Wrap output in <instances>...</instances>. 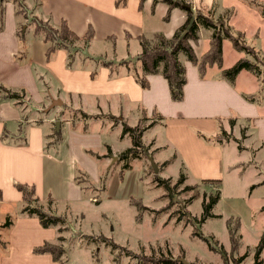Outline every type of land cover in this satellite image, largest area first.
I'll use <instances>...</instances> for the list:
<instances>
[{
  "label": "rangeland",
  "instance_id": "rangeland-1",
  "mask_svg": "<svg viewBox=\"0 0 264 264\" xmlns=\"http://www.w3.org/2000/svg\"><path fill=\"white\" fill-rule=\"evenodd\" d=\"M35 5L28 7L31 17L46 18ZM216 5L219 13L227 9L233 10L231 24L234 29L244 33L248 42L264 55V0H233V4L226 7ZM165 15L164 6L152 12L148 5L141 30L146 38L152 39L154 33L172 35L180 23L175 17L172 22L167 23L164 20ZM122 30L123 28L115 27L102 31L95 27L96 35L101 37L114 34L120 38L116 34ZM131 30L135 34L133 28ZM31 38L32 35H29L28 39ZM193 47L197 57L207 52L210 47L209 33L202 31L200 41L193 44ZM140 52L141 47L135 36L132 39L121 37L117 42L95 36L89 49L78 56L75 68L99 73L104 62H112L114 64L111 70H114L115 74H126L127 69L122 64L123 61H130L134 67H138L140 63L136 58ZM241 57L243 54L235 51L230 42L223 43L225 69L232 67ZM179 61L183 65L186 64L183 53L179 55ZM218 72L217 67L209 68L205 78L219 80ZM197 75L200 78L199 74ZM97 76L99 78V74ZM237 82L236 86L228 85L241 94H254L261 84L264 86V80L261 82L246 71L240 73ZM47 85L49 86V83L45 86ZM88 93L83 95V107L79 106L81 97H75L74 104H71L70 96H67L64 104L60 93L57 97L62 104L57 103L50 110L48 108L52 104L48 99H44L43 104L36 107L30 104L29 96L24 97L21 106L27 114L26 120H55V125H51V133L53 129L57 131V122H63V126L65 121H69L74 124L76 130L82 131L88 125V133L99 134L105 141L103 147L97 150L106 149V145L118 151L132 146L130 136H125L124 139L122 137V123L140 128L150 124V121H143L144 109L142 111L137 107L138 102L100 88L96 92ZM169 101L177 105L183 103L185 98L182 102L174 103L169 95ZM237 103L238 101L232 100L226 103V106L218 105L212 108H194L185 103L173 106L169 110L170 114H163L166 117L165 126L159 125L147 130L143 135V152L137 153L131 160V171H140L143 167V175L146 174L142 180L143 196L140 198L132 195L124 199L114 195L110 199L107 198V189L103 191L101 181L97 185L93 184L94 180L93 183L88 181L83 202L72 203L68 212L69 231L65 234L66 241L62 245L65 253L59 262L164 264V260L172 259L175 264H254L256 247L264 237V138L261 136L264 129V102L262 106L257 105L259 116L254 117H246L250 113L258 112L254 107L241 105L238 110L235 108ZM145 109L148 110L146 107ZM211 113L215 114L210 115ZM147 115L152 116V112H147ZM121 118L124 121H121ZM232 119L237 122L233 129L230 125ZM169 121H184L185 124H182L181 128L173 127L168 130L166 126ZM213 123H216V128L221 125L229 137V143L216 148L219 150L216 156L192 144L193 139L197 140L198 133L212 135ZM240 127L248 128L245 137L240 132ZM60 131L62 132V128ZM216 133H219V130ZM198 139L206 147L215 146L205 143L201 138ZM154 140L157 147L163 146L166 141L171 143L169 149L155 156L156 159H173L176 151L179 155L173 164L171 161L167 165L163 163L165 165L162 169L160 166L163 164H157L151 158L157 165V172L146 150L155 147L152 143ZM117 162L118 159L114 164ZM120 170L117 168L109 171L107 187L110 186L113 174ZM182 172L186 181L181 184L178 181ZM205 177L219 178L222 184L220 199L210 209V216L203 221L204 203L211 202L210 194H214L217 189L215 186L202 184L200 179ZM155 178L164 180L165 184L159 185ZM195 185L197 190H185L186 186ZM130 198L140 200L132 201ZM92 200H100V203H93ZM138 205H141L140 209ZM55 206L60 214L66 212V206ZM81 212L84 213L83 218L80 217ZM8 216L11 217L13 225L0 228V264L1 260L8 259L10 255L6 247L10 248V245H7L9 232L17 220V215L10 206H0V220L3 222L0 226L7 222ZM229 221L240 222L238 232L242 245L233 255L230 230L227 227ZM102 238L115 243L118 249L112 253L113 247L101 242ZM222 251L226 256L222 255ZM238 259H241L240 263H237ZM260 259L264 262V250Z\"/></svg>",
  "mask_w": 264,
  "mask_h": 264
},
{
  "label": "crops",
  "instance_id": "crops-1",
  "mask_svg": "<svg viewBox=\"0 0 264 264\" xmlns=\"http://www.w3.org/2000/svg\"><path fill=\"white\" fill-rule=\"evenodd\" d=\"M3 1H5L3 3L5 14L4 27L0 32V86L16 91L22 90L26 98L30 97V104L33 106L38 107V105L43 104L44 99H48L52 104L56 98L58 100L57 96L60 93L64 104H66L67 96H70L69 101L71 104L72 102L74 104L75 97H81V99L79 98L81 100L79 106L83 107V95L89 94L88 92H96L100 88L105 92L122 94L125 98L138 102L137 107L141 108L142 111L146 107L148 112L155 108L161 114H170L169 110L173 106L185 103H189L194 108H212L218 105L226 106V103L236 100L238 103L235 108L238 110H240L239 106L245 105L254 107L258 111L257 113H250L246 117L259 116V107L243 99V95L252 93L241 94L234 91L225 81L209 80L207 78L202 80L197 75V69L189 65L187 66L185 101L174 105L169 101L170 93L167 82L160 76L149 77V87L142 89L132 76L121 74L118 77L111 78V72L106 68L101 69L98 73L99 78L97 76L94 80L88 70H68L66 68V53L63 51L58 52L51 62H48L46 59L47 45L40 40L28 39L27 51L24 52V44L17 36L19 21L21 20L16 15L13 2L11 0ZM40 1L42 2L43 13L52 15L54 23L59 24L61 19L64 18L70 28L78 35H83L88 27L92 26L95 36L103 39L114 34L103 37L97 36L95 27H97V30L102 31L120 27L123 30L116 35L120 38L130 35L131 37L135 36L136 39L139 35H144L141 30L148 5H150L152 12L158 10L161 6L165 7L166 13L168 10L164 4H158L153 9V0L145 1L142 12L139 11V0H128L125 8H117L115 5L116 0ZM186 1L195 7L203 5L208 8L213 7L215 4H219L221 7L233 4V0ZM26 3L28 7H33L36 2L35 0H27ZM174 17L178 19L180 24L172 35H166L168 38L174 35L186 19L185 13L180 9L172 11L169 23L174 20ZM132 28L135 34L132 32ZM29 35L31 36L32 32ZM21 53L24 55L19 60L17 58ZM237 79L238 77L234 86L238 83ZM47 83H49V86H45ZM45 87L47 90H45ZM262 105L263 103L259 106ZM214 114L211 113L210 115ZM26 115L21 105L3 99V95L0 93V206H10L17 215L16 223L9 232L7 245L9 244L10 248L6 247L10 255L8 259L1 260V264H57L51 255L34 253L35 248L45 242L56 243L58 240L57 230L43 228L37 218L21 216L20 210L23 197L15 185L28 184L35 186L36 193L41 200L44 201L51 196L57 206L67 207H65L66 212L62 214L69 216L68 212L72 203H82L85 192V189L83 190L75 181L77 171L80 170L87 174L85 183L89 180L93 183L92 180H94L93 184L97 185L109 171L111 172L117 168L121 169L117 154L125 149L118 151L106 145V149L97 150V148L100 149L104 145L105 141L102 137L96 133H88V125L84 127L83 131L76 130L75 126L73 127L74 124L69 121H65L63 126L60 122L61 127L59 130L62 128L63 135L61 143L58 146L47 148V144L51 142V136L55 132L53 129V133H51L55 120L37 119L35 122L33 119L26 120ZM121 121H124V119L121 118ZM182 124H185V122L169 121L166 127H168V130L173 127L181 128ZM215 124L213 123V134L218 130ZM159 125L165 126V122ZM241 129L242 127H240V132ZM262 132L261 136L264 138V129ZM2 136L5 137L4 140L1 139ZM152 143L155 147L152 150L147 148L146 150L150 154V158H153L157 164L169 161L173 164L178 159L179 155L176 150L173 159H156L155 156L159 152L169 149L171 143L166 141L161 147L156 146L155 140ZM192 144L203 148L212 156L219 154V150L216 149L218 146L206 147L198 138L197 140L193 139ZM108 147L111 149V155L105 157L108 155ZM88 151L96 152L99 159L91 156ZM117 159L118 162L114 164ZM162 166L164 164L160 166V169H162ZM142 169L140 171H126L123 176L120 175L121 170L114 173L110 186L107 187V198L112 199L114 195L116 198L124 199L132 195L141 198L144 190ZM202 179H206V177ZM92 202L95 203L93 200ZM54 210L57 214H60L56 206ZM9 214L7 213V215ZM80 217L83 218L84 213L81 212ZM0 223L3 222L0 220Z\"/></svg>",
  "mask_w": 264,
  "mask_h": 264
},
{
  "label": "trees",
  "instance_id": "trees-1",
  "mask_svg": "<svg viewBox=\"0 0 264 264\" xmlns=\"http://www.w3.org/2000/svg\"><path fill=\"white\" fill-rule=\"evenodd\" d=\"M146 0H139V11H143L144 3ZM5 1L0 0V32L4 27V6ZM15 8L16 15L21 21L17 30V36L24 49L27 51V41L30 32H32V38L43 41L47 45L46 59L48 62L57 55L58 52L63 51L66 53V68L68 70H76V64L78 56H81L87 49H89L92 41L95 39V32L92 26H89L87 31L83 35H78L73 31L66 19H61L59 24L53 22L52 15H44L46 18H39L30 15V11L27 5V0H12ZM36 8L41 11L42 14V2L35 0ZM128 4V0H116L115 5L117 8H125ZM158 4H164L168 10L164 17L166 22L171 19V13L174 9H180L186 15L184 24L179 27L174 35L170 38L166 37L162 33H155L152 39L146 38L144 35H139L136 39L140 44L141 52L137 55L136 60L140 63L138 67H134L130 61H123V65L126 66V74L132 76L135 81L141 86L142 89L149 87V77L160 76L162 77L169 87V93L171 100L175 103L182 102L185 98V86L187 84V66L196 68L198 74L202 80L206 79L207 71L209 68L217 67L219 69V80L227 82L233 86L236 78L243 71L251 73L257 79L262 82L264 80V55L253 45L248 42L244 33L234 29L231 24V17L233 10L227 9L224 12H217L218 7L215 4L213 7L208 8L206 6L195 7L188 3L186 0H153V9ZM21 22V23H20ZM27 25V26H26ZM30 28V29H28ZM206 31L209 33L210 47L201 57H197L193 44H197L201 38V32ZM127 39H132L130 35H126ZM105 40L117 42L118 37L115 35L108 36ZM228 41L232 47L240 54H243L232 67L225 69L223 67V43ZM183 53L186 57V64H182L179 61V55ZM24 54H19L17 59H21ZM131 63V64H130ZM112 62H104L101 68L109 69L110 77H118L120 74H115L112 69ZM98 73L91 72V78L96 79ZM0 93L3 95V99L14 101L17 105H22L24 100V92L11 90L4 86H0ZM264 86L261 84L259 90L250 95H243V99L250 104L261 105L263 103ZM148 110L144 108L143 121H150V124L143 126V128L136 126L131 127L127 123H123L122 137L130 136L132 138V146L122 151L119 155V163H121V176L126 171L131 170V160L137 153L143 152L144 133L166 121V117L161 114L157 109H153L152 116L147 115ZM84 113V112H83ZM86 114V113H85ZM63 123V122H62ZM236 120H230L232 129L236 125ZM219 133L207 136L203 133H198L197 137L201 138L205 143L223 147L224 144L229 143L228 133L220 125L218 127ZM247 127L242 128V135L245 137ZM2 136V140H4ZM227 138V139H226ZM63 140L62 132L55 131L51 136V142L47 144V148L51 146H58ZM25 142V140H24ZM242 150V148H238ZM108 155H111V149L108 147ZM91 156L96 157V152L88 151ZM169 162H166V165ZM165 165V164H164ZM152 171V168H151ZM109 173V172H108ZM107 173V174H108ZM105 174L101 178V185L103 191L107 189L108 175ZM85 172L77 171L75 181L82 189L87 192L88 183H85L87 179ZM146 174L144 173L143 178ZM90 181V180H89ZM155 181L159 185H164L165 181L160 178H155ZM186 176L184 173H180L179 183H184ZM202 184L207 186H215L217 189L214 194H210L212 198L209 204L204 203L203 221L210 216V209L220 199V186L222 184L221 179H202ZM195 186H186V191L197 190ZM15 187L22 194V206L20 214L23 217L37 218L41 226L45 229L54 228L58 233V240L56 243L45 242L43 245L35 248V254H48L51 255L54 262L62 264L60 259L63 257L65 251L62 245L66 241L65 234L69 231L67 225V215L57 214L54 210L55 201L49 196L46 200H41L37 193L35 186L28 184H16ZM197 195V194H196ZM195 195L192 197L194 199ZM205 197V196H204ZM1 199V195H0ZM132 201L140 200L130 198ZM97 204L100 203L95 202ZM138 203V202H136ZM139 209L141 205H138ZM13 221L10 216L7 217V222L0 226V228L11 227ZM227 227L230 230L231 243H232V255L242 245L241 237L239 236V221H229ZM101 242H105L111 245L113 252L118 249V246L102 238ZM264 250V237L261 239L259 245L255 250V263L264 264L260 259V255ZM222 255L225 252L222 251ZM227 261V260H226ZM241 259H238L237 263H240ZM164 264H175L172 259L164 260Z\"/></svg>",
  "mask_w": 264,
  "mask_h": 264
},
{
  "label": "water",
  "instance_id": "water-1",
  "mask_svg": "<svg viewBox=\"0 0 264 264\" xmlns=\"http://www.w3.org/2000/svg\"><path fill=\"white\" fill-rule=\"evenodd\" d=\"M57 103L62 104L61 101L55 100V101L52 102V106L50 108H48V110L52 109L54 107V105L57 104ZM59 127H60V122H57V131H59ZM150 161H151V163L153 165V168L157 172V170H158L157 165L154 164V162H153V160L151 158H150Z\"/></svg>",
  "mask_w": 264,
  "mask_h": 264
},
{
  "label": "bare ground",
  "instance_id": "bare-ground-1",
  "mask_svg": "<svg viewBox=\"0 0 264 264\" xmlns=\"http://www.w3.org/2000/svg\"><path fill=\"white\" fill-rule=\"evenodd\" d=\"M60 101V100H59Z\"/></svg>",
  "mask_w": 264,
  "mask_h": 264
}]
</instances>
